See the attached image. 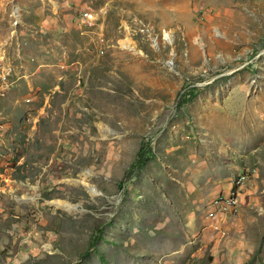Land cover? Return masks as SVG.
Segmentation results:
<instances>
[{"label": "rangeland", "instance_id": "obj_1", "mask_svg": "<svg viewBox=\"0 0 264 264\" xmlns=\"http://www.w3.org/2000/svg\"><path fill=\"white\" fill-rule=\"evenodd\" d=\"M30 1L71 23L0 16V264H264V0Z\"/></svg>", "mask_w": 264, "mask_h": 264}, {"label": "crops", "instance_id": "obj_2", "mask_svg": "<svg viewBox=\"0 0 264 264\" xmlns=\"http://www.w3.org/2000/svg\"><path fill=\"white\" fill-rule=\"evenodd\" d=\"M55 5L52 15H47V13H44V8L36 9L32 8L31 6V1L30 0H7L5 3V0H0V16L2 18H7V21H10L11 23L13 22L14 24V18H13V12L15 8L18 6L19 11L21 10L20 14V20L22 27L20 29L22 30H29V32L33 31V39L39 40L38 33H48V34H53V33H58L59 31L64 30V28H68L70 25V16L68 14L69 8H66L63 3H53ZM7 9V12L5 11ZM56 11V12H55ZM58 11V15H56ZM5 20V19H4ZM69 20V21H68ZM27 21V24L25 23ZM76 20H74L75 22ZM29 23V24H28ZM14 26V25H13ZM15 27V26H14ZM61 29V30H60ZM13 30L14 28H11L10 30V36H13ZM38 37H36L35 36ZM21 36V32L18 33L17 37ZM30 38V36H28ZM22 39V38H21ZM20 41L19 39H17ZM11 44L12 39H8L7 44ZM34 42L31 43V45ZM9 44V46H10ZM3 48V46H2ZM1 48V49H2ZM6 46L5 48L0 51V54H5L6 51ZM234 260L237 262V264H242L244 258H242V253H238L235 255Z\"/></svg>", "mask_w": 264, "mask_h": 264}, {"label": "built area", "instance_id": "obj_3", "mask_svg": "<svg viewBox=\"0 0 264 264\" xmlns=\"http://www.w3.org/2000/svg\"><path fill=\"white\" fill-rule=\"evenodd\" d=\"M83 16L79 20H81V23L84 25H93L95 23L96 16L95 12L93 11H84ZM14 23L15 25L20 24V13L16 11L14 13ZM99 45L96 47L97 53H104V39L100 38L98 41ZM90 49V47H88ZM248 178V175L244 174L243 177H240L237 181L236 187L233 191H231L229 194L225 195H219L217 198H215V201L213 205L211 206V209L208 212V215L214 216V215H226L229 212H237L239 208V201L238 196H240V191H236L238 188L239 190L242 189V184L245 182V179Z\"/></svg>", "mask_w": 264, "mask_h": 264}, {"label": "bare ground", "instance_id": "obj_4", "mask_svg": "<svg viewBox=\"0 0 264 264\" xmlns=\"http://www.w3.org/2000/svg\"><path fill=\"white\" fill-rule=\"evenodd\" d=\"M165 36H169V35L166 34ZM169 39H171V38L169 37ZM128 43H130L129 40H124L122 44L128 45ZM87 189H89L91 194H97V192L94 189H92V188H87ZM53 205H55L58 208H61V209L65 210V211H68V212H72V211L76 210V208L74 206H71V205H68V204H62L60 202L59 203L53 202Z\"/></svg>", "mask_w": 264, "mask_h": 264}, {"label": "trees", "instance_id": "obj_5", "mask_svg": "<svg viewBox=\"0 0 264 264\" xmlns=\"http://www.w3.org/2000/svg\"><path fill=\"white\" fill-rule=\"evenodd\" d=\"M143 153H144V148H141L139 152L137 153V157L140 163H142Z\"/></svg>", "mask_w": 264, "mask_h": 264}]
</instances>
